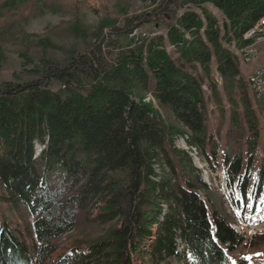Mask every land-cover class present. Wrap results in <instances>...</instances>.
I'll return each mask as SVG.
<instances>
[{
	"label": "trees",
	"instance_id": "16d2710c",
	"mask_svg": "<svg viewBox=\"0 0 264 264\" xmlns=\"http://www.w3.org/2000/svg\"><path fill=\"white\" fill-rule=\"evenodd\" d=\"M189 1L201 13L176 17L179 7L173 8L169 14L177 22L168 41L160 36L136 44L130 37L152 20L150 12L115 24L65 64L46 62L35 79L0 83V264H164L171 258L234 264L229 253L244 235L174 137L187 132L201 158L217 157L203 90L205 84L217 90L208 77L214 68L233 104L222 153L227 185L247 194L259 120L239 58L223 41L239 48L251 43L244 34L263 19L264 0ZM205 2L222 11V24ZM167 45L176 47V56ZM110 46L120 49L113 64L106 58ZM53 81L60 84L56 90ZM137 87L167 108L176 124L137 97ZM263 181L264 170L255 199ZM1 202L23 208L32 220L18 210L23 223L14 225L2 216ZM107 224L105 235L76 241L54 258L55 240L64 234ZM255 237L254 243L264 242V233Z\"/></svg>",
	"mask_w": 264,
	"mask_h": 264
},
{
	"label": "rangeland",
	"instance_id": "374dc122",
	"mask_svg": "<svg viewBox=\"0 0 264 264\" xmlns=\"http://www.w3.org/2000/svg\"><path fill=\"white\" fill-rule=\"evenodd\" d=\"M168 1L0 0V83H22L35 79L40 76L46 62L65 64L78 52L91 48L98 41L102 32L107 35L115 24L122 27L126 22L146 13H154L152 20L134 28L130 37L134 39L136 44L145 41L149 42L151 39H157L160 36L168 41L169 27L177 22L176 18L171 20V10L173 8L179 7L176 17L182 15L186 10H196L200 13L202 11L200 7L190 3L189 0H178V3H174L168 10L160 7ZM203 6L210 10L222 24V11L210 2H205ZM190 36L191 34L186 32V37L189 38ZM223 42L226 46H230L239 58L241 77L247 86L252 108L255 110L259 120L258 147L255 150L254 162L250 169L251 181L247 194L243 195L235 186L227 185V174L222 153L226 147V131L231 121L233 104L223 89L221 78L214 68L208 77L214 79V83L218 86L217 90H211L206 84L203 86V90L209 131L214 134V141L219 145L217 157L214 158L208 151L211 157L210 162L201 158L197 147L189 145L186 139V135L189 134L187 132L185 136H182L184 134H177L174 137V144L177 148L187 149L193 156L198 157V159L192 158L195 165L197 160H199L198 164L202 166L199 167H201L204 179H206L204 170L208 172V181H205L216 190L214 195L222 198L227 212L233 218V223L236 218L239 221H252L255 223L248 225L237 222L235 223V228L241 231L245 227H249V232L252 235L255 233L259 235L264 233V181L261 185V196L255 199L253 195L255 191L258 192L260 186L257 187V185L260 181V172L264 170V96H259L253 92L252 88H250L249 80L256 68L264 66V42L254 45L257 51L256 57L250 62L244 61L241 48L237 47L235 42L232 41L230 44ZM114 47L106 48V58L110 64L117 61L120 52V49ZM167 50L176 56V47L167 45ZM59 86V83L53 81L51 89L56 90ZM135 94L137 97L143 98L145 102L151 103L160 117L167 123L176 124L170 111L160 106L150 93L144 92L137 87ZM234 98L238 103L236 106L239 113L243 114V106L239 96H234ZM249 134L247 132V136ZM155 168L157 172H161L157 165H155ZM205 176L207 177L206 174ZM0 193L2 192L0 191ZM1 209L2 216L10 219L14 225L23 223L19 217V211L29 221L32 220L30 216H27L23 208L18 209V211L15 207L13 208L1 202ZM109 227L108 224L97 227L87 226L85 230L79 228L64 234L55 240L57 252L54 258L67 248H70L76 241L95 239L100 235H105L109 231ZM255 238V236L250 238L251 241L247 238L249 241L247 246L239 244L235 251L229 253L234 264H264V242L254 243ZM187 258H191L190 254L187 255ZM134 264L147 263L136 259ZM164 264L188 263L183 258H171Z\"/></svg>",
	"mask_w": 264,
	"mask_h": 264
},
{
	"label": "built area",
	"instance_id": "2783aa9c",
	"mask_svg": "<svg viewBox=\"0 0 264 264\" xmlns=\"http://www.w3.org/2000/svg\"><path fill=\"white\" fill-rule=\"evenodd\" d=\"M253 28H261V35L251 36V29ZM246 37H253V45L244 46L242 49V56L244 61L250 62L254 57H256L257 51L256 48H254V45L264 42L263 19H260L252 28L248 29L246 32ZM249 85L254 93L258 94L259 96H264V66L259 67V74L255 75V79L249 81ZM239 234L244 235V238L240 244L245 246H247L249 242L247 238L250 239L255 236L249 232V227H245V229L241 230Z\"/></svg>",
	"mask_w": 264,
	"mask_h": 264
},
{
	"label": "bare ground",
	"instance_id": "6f19581e",
	"mask_svg": "<svg viewBox=\"0 0 264 264\" xmlns=\"http://www.w3.org/2000/svg\"><path fill=\"white\" fill-rule=\"evenodd\" d=\"M263 24H264V18H263ZM259 35H261V28H253V29H251V36H259ZM244 36H245V39H250V40H252V43H250V44H248V45H253V37H246V33L244 34ZM244 48V47H243ZM243 48H241V54H242V49ZM257 74H259V68H256L254 71H253V73H252V75L250 76V80L249 81H251V80H253V79H255V75H257ZM182 136H185V134L184 135H182ZM190 145V144H189ZM193 146V145H192ZM186 151H187V149H186ZM190 152V151H189ZM199 153V152H198ZM191 154V153H190ZM192 155V154H191ZM192 158H194V159H198V157L197 156H191ZM198 162H200L199 160H197V165L198 166H201V165H199L198 164ZM202 167V166H201ZM205 174L207 175V177L205 176ZM204 177L206 178V179H208V172L206 171V170H204ZM237 222H241V223H246V224H250V223H254V222H250V221H248V222H244V221H239L237 218H236V220H235V222L232 224V226H233V228L238 232V233H240V230L238 229H236L235 228V223H237ZM255 224V223H254ZM238 225H239V223H238ZM254 235H256V233L254 234ZM251 241V240H250Z\"/></svg>",
	"mask_w": 264,
	"mask_h": 264
},
{
	"label": "water",
	"instance_id": "95a60500",
	"mask_svg": "<svg viewBox=\"0 0 264 264\" xmlns=\"http://www.w3.org/2000/svg\"><path fill=\"white\" fill-rule=\"evenodd\" d=\"M197 165V164H196ZM198 166V165H197ZM199 167V166H198ZM199 168H201V167H199Z\"/></svg>",
	"mask_w": 264,
	"mask_h": 264
},
{
	"label": "crops",
	"instance_id": "0c3cea01",
	"mask_svg": "<svg viewBox=\"0 0 264 264\" xmlns=\"http://www.w3.org/2000/svg\"><path fill=\"white\" fill-rule=\"evenodd\" d=\"M254 68H255V67H254ZM254 68H253V69H254ZM251 71H252V70H251Z\"/></svg>",
	"mask_w": 264,
	"mask_h": 264
},
{
	"label": "snow or ice",
	"instance_id": "6c2138e0",
	"mask_svg": "<svg viewBox=\"0 0 264 264\" xmlns=\"http://www.w3.org/2000/svg\"><path fill=\"white\" fill-rule=\"evenodd\" d=\"M239 198V197H238Z\"/></svg>",
	"mask_w": 264,
	"mask_h": 264
}]
</instances>
